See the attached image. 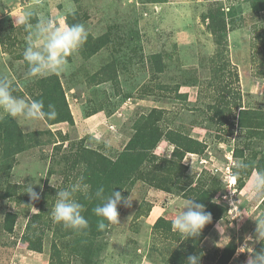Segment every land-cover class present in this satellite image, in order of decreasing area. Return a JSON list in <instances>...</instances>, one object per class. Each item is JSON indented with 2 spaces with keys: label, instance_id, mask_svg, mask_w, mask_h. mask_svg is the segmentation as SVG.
Instances as JSON below:
<instances>
[{
  "label": "rangeland",
  "instance_id": "374dc122",
  "mask_svg": "<svg viewBox=\"0 0 264 264\" xmlns=\"http://www.w3.org/2000/svg\"><path fill=\"white\" fill-rule=\"evenodd\" d=\"M221 4L238 11L233 28L230 19L226 22L223 46L202 20ZM61 20L82 23L89 33L68 58L69 70L58 75L74 125L17 122L0 112V123L12 119L26 136L12 165L0 162V264H166L176 259L179 244L188 242L173 227L174 236L165 237L154 223L159 217L173 222L186 200L198 203L201 197L223 211L192 239H201L194 254L201 256L200 264H220L227 245L235 247L227 264H248L252 252L264 247L254 242L257 223L264 220V197L250 195V177L264 169V131L230 134V121H217L215 112L238 91L241 106L264 114V11L251 13L244 0H0V78L7 79L14 95L31 101L27 88L40 77H30L23 62L32 26ZM156 56L161 73L154 70ZM154 108L163 110L162 128L198 140L205 151L180 159L172 144L160 141L152 152L156 159L141 175L156 176L163 190L135 179L128 194L121 193L131 194V206L118 207L119 224L108 226L102 236L76 234L54 223L50 212L57 192L81 177L75 159L80 148L115 159L134 133V121ZM169 161L180 162L177 172L167 170ZM237 161L247 167L237 170ZM29 185L39 200L26 194ZM9 212L16 219L7 233L3 224ZM25 231L40 240V252L28 248Z\"/></svg>",
  "mask_w": 264,
  "mask_h": 264
},
{
  "label": "trees",
  "instance_id": "16d2710c",
  "mask_svg": "<svg viewBox=\"0 0 264 264\" xmlns=\"http://www.w3.org/2000/svg\"><path fill=\"white\" fill-rule=\"evenodd\" d=\"M248 4L251 13H258L264 11V0H244ZM216 12H209L202 17V20L208 21L207 29L214 36L215 43L219 46L226 45L227 43V20L231 23L233 28V19L238 14L236 7H229L228 11L225 10L221 4ZM228 17V18H227ZM227 18V19H226ZM230 29V28H229ZM263 38V37H262ZM98 48V47H97ZM159 57H154V70L161 73L162 68L159 67L161 62H158ZM24 62V61H23ZM25 66L27 64L24 62ZM28 67V66H27ZM264 74V73H263ZM110 79L109 77H107ZM32 100L40 99L44 101L45 111L47 106L52 104L58 113L54 120L43 119L45 124L54 126L58 124L66 123L68 125H74V120L70 112L65 92L62 87V83L58 75L52 74L48 76H40L36 78L27 88ZM225 102L223 109L218 110L215 114L219 115L217 121L226 123L228 120L231 123L230 134H233L234 129L254 131L249 134L259 135L261 131H264V114L259 110L249 109L241 106L240 95L238 91L233 94L232 100ZM234 105V107H232ZM234 109V111H233ZM223 113H225L224 117ZM95 114V113H94ZM93 115V114H91ZM163 115V110L152 109L148 115H142L136 119L132 125L134 133L129 138L123 151L115 158L108 159L105 155L97 150L88 149L87 147H79L80 150L75 154L76 164L81 165V171L85 178V182L91 185V198H86L80 193L77 200L85 207V211L82 213L89 222V227L83 234L88 233L90 237L102 236L107 232V227L104 230H99L98 221L101 219L97 217L93 208L97 204L101 203L99 199L94 196L97 188L103 186L105 189V196L109 195L111 191H120L122 194L127 195L130 183L135 179H144L150 183L153 187L164 188L162 181L157 180L156 176L151 179L142 174V169L152 162L156 157L153 155V150L159 144L160 141L166 140L175 147L173 152L175 157L180 159L187 154H202L205 151L206 146L198 140L192 139L190 136L180 133L178 131L165 130L162 125L158 123ZM232 118V120H231ZM108 128V126H106ZM109 129V128H108ZM256 132V133H255ZM26 136L23 134L18 124L12 119H6L3 123H0V162L2 166L10 167L15 155L22 152L26 144ZM236 149L235 156L241 157L242 151ZM239 154V155H238ZM173 168L175 172L180 167L171 161L167 170ZM177 168V170H176ZM174 172V173H175ZM239 185V187H241ZM198 203H203L206 207V211L211 213L214 220H219L222 208L211 202L210 198H199ZM264 202V199H263ZM16 216L14 213H7L3 228L7 233L12 232ZM106 224L108 222H105ZM30 227L28 222L26 228ZM153 229L156 231L164 230L165 237L170 235L174 236L172 232V222L165 221L164 218L159 217L153 225ZM23 240L28 243V248L32 251L40 252L42 244L40 240L33 241L26 231L23 234ZM194 241V243H192ZM187 246L185 243H180L173 256H177L175 260L169 261V258L165 261L166 264H186L185 260L189 255L196 254V248H198L201 239L187 240ZM55 248V247H54ZM235 247L233 245H227L220 253L218 260L220 264H227L231 257L234 255ZM255 252V251H253ZM172 259V258H171Z\"/></svg>",
  "mask_w": 264,
  "mask_h": 264
},
{
  "label": "clouds",
  "instance_id": "9594fccd",
  "mask_svg": "<svg viewBox=\"0 0 264 264\" xmlns=\"http://www.w3.org/2000/svg\"><path fill=\"white\" fill-rule=\"evenodd\" d=\"M26 15L32 17L34 13L28 12ZM32 27L33 31L27 36L28 43L23 52V60L28 66L30 77L61 75L67 72L71 67L68 58L83 47L89 35L84 24H68L63 20L60 25H54L51 21H40ZM47 109L45 111L43 100L26 101L14 95L7 79L0 78V112L17 122L54 120L58 115L55 106L49 104ZM235 167L239 170L246 168L247 165L237 161ZM238 176L239 171L233 174L234 179ZM77 192L82 193L86 198H91V185L85 182L83 176L70 187L57 192L50 216L54 223L81 234L88 229L89 222L82 214L85 211L84 205L75 198ZM26 194L33 201L40 199V194L34 191L33 186H27ZM250 195L256 199L264 197V169H258L250 177ZM94 196L101 201L93 208L94 214L101 218L98 221L99 230H104L113 223L119 224L118 207L122 203L130 207L132 202L131 194L124 198L120 191L114 189L105 196L103 186L96 189ZM196 201L197 199L186 200L183 211L172 222L173 229L183 240L199 237L205 226L211 222V213L206 211L203 203ZM252 239L249 237V240ZM262 241H264V220L257 223L254 242L264 245ZM200 262L199 255H189L186 260V264H200ZM248 264H264V247L260 252H252Z\"/></svg>",
  "mask_w": 264,
  "mask_h": 264
},
{
  "label": "crops",
  "instance_id": "0c3cea01",
  "mask_svg": "<svg viewBox=\"0 0 264 264\" xmlns=\"http://www.w3.org/2000/svg\"><path fill=\"white\" fill-rule=\"evenodd\" d=\"M100 122H102L101 120H99Z\"/></svg>",
  "mask_w": 264,
  "mask_h": 264
}]
</instances>
